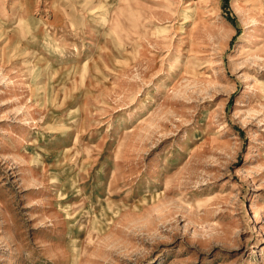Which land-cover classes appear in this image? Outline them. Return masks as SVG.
<instances>
[{
    "label": "rangeland",
    "instance_id": "374dc122",
    "mask_svg": "<svg viewBox=\"0 0 264 264\" xmlns=\"http://www.w3.org/2000/svg\"><path fill=\"white\" fill-rule=\"evenodd\" d=\"M0 264H264V0H0Z\"/></svg>",
    "mask_w": 264,
    "mask_h": 264
}]
</instances>
